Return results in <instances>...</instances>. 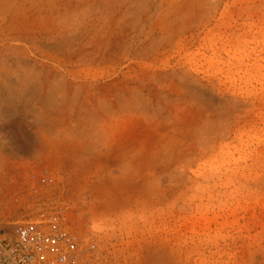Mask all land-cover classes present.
<instances>
[{
    "label": "rangeland",
    "instance_id": "374dc122",
    "mask_svg": "<svg viewBox=\"0 0 264 264\" xmlns=\"http://www.w3.org/2000/svg\"><path fill=\"white\" fill-rule=\"evenodd\" d=\"M0 222L264 264V0H0Z\"/></svg>",
    "mask_w": 264,
    "mask_h": 264
},
{
    "label": "built area",
    "instance_id": "2783aa9c",
    "mask_svg": "<svg viewBox=\"0 0 264 264\" xmlns=\"http://www.w3.org/2000/svg\"><path fill=\"white\" fill-rule=\"evenodd\" d=\"M42 222V221H40ZM0 264H100L67 226L0 222Z\"/></svg>",
    "mask_w": 264,
    "mask_h": 264
}]
</instances>
